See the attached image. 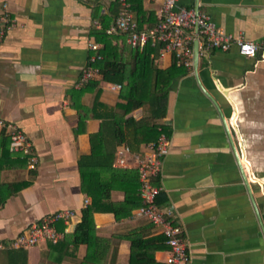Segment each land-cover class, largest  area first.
<instances>
[{
  "label": "crops",
  "instance_id": "0c3cea01",
  "mask_svg": "<svg viewBox=\"0 0 264 264\" xmlns=\"http://www.w3.org/2000/svg\"><path fill=\"white\" fill-rule=\"evenodd\" d=\"M179 5L206 12L224 32L262 47L254 57L242 55L237 46L199 54L198 66L193 60L173 84L161 120L170 130L169 147L155 180L166 200L161 206L175 207L190 264H264V0H180ZM141 6L152 18L142 28H154L162 2L142 0ZM120 9L118 0H0V16L7 11L14 20L0 45V120L17 125L38 158L30 170L27 163L13 162L14 154L3 157L2 138L9 137L0 126V161H5L0 181L27 183L0 206V243L9 244L62 210L74 212L64 238L81 222L91 198L82 191L78 161L90 153V134L102 120L92 110L95 93L75 100L71 92L83 86L90 45L102 47L94 36L102 18H112V25ZM173 61L159 50V68L168 69ZM112 85L101 84V101L114 109L120 91ZM146 113L141 109L135 117ZM123 199L122 191L112 192L113 202ZM94 219L98 235L111 240L103 259L86 261L85 245L54 249L42 242L26 249L28 264H130L125 236L145 229L147 220L138 209L120 221L110 212L95 213ZM152 230L150 235H159ZM167 256L168 250L155 255L163 264ZM0 264H8L2 251Z\"/></svg>",
  "mask_w": 264,
  "mask_h": 264
},
{
  "label": "trees",
  "instance_id": "16d2710c",
  "mask_svg": "<svg viewBox=\"0 0 264 264\" xmlns=\"http://www.w3.org/2000/svg\"><path fill=\"white\" fill-rule=\"evenodd\" d=\"M129 1L132 10L136 12L135 19L140 29H144V21H151L152 18L145 17L142 0ZM134 3L137 5L135 8ZM111 22L112 18L103 17L101 30L94 33L96 42L102 45L98 50L101 59L92 62L91 57L95 52L89 51L87 66L97 69L100 79H91L78 91L71 92L75 100L88 93H95L92 110L95 118L102 120L99 130L90 134V153L82 155L78 161L82 191L91 198V204L82 210L81 222L71 236H66L56 244L49 242L54 249H67L71 244L85 245V260L91 262L103 259L111 248L110 238L98 235L95 213L110 212L120 221L131 217L134 210L143 206L138 171L114 166L117 148L126 144L132 150H138L144 144L157 141L162 134L170 136L169 127L162 124L161 120L167 116L173 84L179 76L187 72L175 60L168 69H161L156 65L160 44L149 43L141 50L127 45L123 35L107 34ZM102 83L122 86L119 92L120 101L114 109L101 101ZM141 109L147 113L142 118H136L135 113ZM82 125L84 127V122ZM84 131L83 128V133ZM2 139L3 157L13 159L9 138L4 136ZM14 159L13 162L26 165V161L20 157L16 156ZM4 163V160L0 161V173ZM26 186L27 183L8 184L0 181V206ZM113 191H122L124 199L113 202ZM165 201V197L159 195L158 204L162 205ZM146 225L145 229H134L125 236L131 243L130 264H163L156 260L155 255L169 249L166 238L163 235H150L154 226L148 220ZM64 227L63 222L57 224L59 231H63ZM0 251L6 255L8 264H28L26 249L5 248Z\"/></svg>",
  "mask_w": 264,
  "mask_h": 264
},
{
  "label": "built area",
  "instance_id": "2783aa9c",
  "mask_svg": "<svg viewBox=\"0 0 264 264\" xmlns=\"http://www.w3.org/2000/svg\"><path fill=\"white\" fill-rule=\"evenodd\" d=\"M121 6L120 14L108 28L107 34H119L126 38V43L132 48L143 49L147 44H160V54H171L178 66L193 67V43H199V54L212 50L227 52L237 46L239 52L245 56L254 57L262 47L258 43L249 41L244 36H233L224 32L206 12L198 9H187L179 5L180 0H151L162 2V18L151 29H140L133 14L129 0H118ZM5 9L7 5H4ZM14 26V20L5 11L0 16V45L7 33ZM100 45L91 44L90 51L95 52L91 61L101 59L98 55ZM99 71L91 66L84 68L81 84L97 78ZM122 86L114 84L111 89L120 91ZM0 126L7 127L10 138V152L25 160L30 170H35L38 158L34 153L33 144L29 137L14 124L6 125L0 120ZM169 147L168 136L162 134L157 141L144 145V150L134 152L129 145L117 148L114 166L120 169H135L140 176V194L143 206L138 209L140 216L148 220L159 235L166 238L168 256L165 264H190L189 244L185 238L184 229L176 220V210L173 206L166 208L158 204L161 187L155 183L163 172L164 159ZM90 199L86 204H90ZM74 212L62 210L33 223L29 229L21 233L9 244L0 243V250L5 248L27 249L42 242L54 244L62 240L68 231V226ZM63 222L66 226L63 232L57 224Z\"/></svg>",
  "mask_w": 264,
  "mask_h": 264
},
{
  "label": "water",
  "instance_id": "95a60500",
  "mask_svg": "<svg viewBox=\"0 0 264 264\" xmlns=\"http://www.w3.org/2000/svg\"><path fill=\"white\" fill-rule=\"evenodd\" d=\"M194 60H195V66H198V61H199V43L196 42L194 45ZM246 178V177H245ZM246 182H247V186L249 187V182L247 181L246 178Z\"/></svg>",
  "mask_w": 264,
  "mask_h": 264
}]
</instances>
